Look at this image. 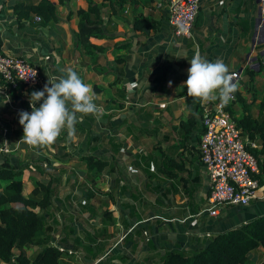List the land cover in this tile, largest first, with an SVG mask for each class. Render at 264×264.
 Segmentation results:
<instances>
[{"label":"crops","instance_id":"1","mask_svg":"<svg viewBox=\"0 0 264 264\" xmlns=\"http://www.w3.org/2000/svg\"><path fill=\"white\" fill-rule=\"evenodd\" d=\"M14 1L0 0V50L27 58L38 66L43 77L39 87L22 85L21 97L29 102L30 94L42 90L48 77H59L72 69L91 85L96 94L95 103L103 110L99 116L86 115L78 122L89 127L97 137L93 143V157L108 161L99 170L88 171L87 161L79 159L87 154L86 135L79 145L68 141L67 137L65 141L56 140L55 143L64 144L70 153L66 161L55 156L59 153L56 145L50 149H33L20 142L23 128L19 124V113L26 110L12 104L0 83V150L15 167H24L23 192L27 195L31 191L32 181L28 175L33 173L31 170L37 159L50 158L52 166L43 174L45 177L57 175L60 169L64 171L52 205L45 212L48 220L58 219L54 242L72 251L64 254V260L70 264H96L99 259L121 254L124 259L105 262L160 264L159 256L166 249H196L212 234L264 213V196L260 195L246 205H220L215 214H210L206 210L205 197L208 177L195 150L179 143L176 127L181 119L194 116L202 128L200 105L187 96L184 86L190 59L197 52L209 62L222 60L229 72H236L237 89L248 100L256 98L253 108L264 99L261 54L253 45L257 0H199L190 38L173 33L166 7L158 5L164 0H155L154 7L142 8L145 15L160 22L159 28L149 34L132 27L129 6L117 13H110L104 6L102 29L109 38L95 42L105 41L111 48L105 52L106 58L95 63L76 36L78 16L75 10L84 6L86 0H64L56 6L59 19L47 22L37 20L36 15L19 21L13 11ZM240 20H247L249 24L245 36L241 34ZM123 40L129 41L130 46L113 48L114 41ZM116 55H123L124 62L118 63L114 59ZM119 68L123 69L122 73H118ZM249 69L253 70L252 81L247 73ZM116 76L120 79L113 82ZM41 102H37V107ZM75 128L72 141L80 132ZM86 131L87 128L83 133ZM108 137L120 143H106ZM190 144H198L196 131L191 132ZM79 150L83 151L78 153ZM171 156L183 163L178 173L187 177L190 192L195 188L190 197L182 185L176 184L177 190L169 186L172 178L167 175L168 167L165 166ZM42 165L46 167V161ZM75 165H78L77 175L69 171ZM197 176L201 180L199 186ZM84 186L91 187L92 194L86 201L92 205L94 213L81 210L76 204L84 199ZM104 209H108L109 214L103 215ZM68 218L72 219L70 233L63 226ZM99 242L105 247L92 258ZM241 264H264V248L256 247Z\"/></svg>","mask_w":264,"mask_h":264},{"label":"trees","instance_id":"2","mask_svg":"<svg viewBox=\"0 0 264 264\" xmlns=\"http://www.w3.org/2000/svg\"><path fill=\"white\" fill-rule=\"evenodd\" d=\"M63 2L64 0H15L13 11L19 21L30 18L32 15H38L40 20L47 22L59 19L56 14V6ZM154 2L155 0H101L97 3L94 0H86L84 6H80L75 10L78 16L76 31L78 43L83 47L85 53L92 57L94 63L98 59L106 58L105 52L111 47L106 45L105 41L101 43L95 42L103 38H106V40L109 38L102 29V8L107 6L110 13H117L119 10L129 6L132 27L141 30L144 34H149L159 28L160 22L150 15H145L142 8L146 5L154 7ZM239 24L241 34L247 35L249 30L248 21L240 20ZM130 44L129 41L123 40L114 41L112 46L116 49H126ZM114 59L118 63L124 62L123 55H116ZM122 72L123 69L119 68L118 73ZM247 73L250 81H252L253 70L249 69ZM119 79L120 76H116L113 82H117ZM0 83L5 88L12 104L23 107L27 112L31 111L29 102L27 99L22 98L19 93V89L22 87L20 82H16L13 85L0 75ZM250 87L252 89V84H250ZM121 90V95L123 96L124 90L123 88ZM233 97L224 107L233 117L241 135L256 143L254 147L247 143H245V146L257 159L259 172L255 176L258 178L259 183L264 185V99H260L257 106L253 108L252 105L256 98L251 97V100H248L238 89L233 94ZM199 105L201 118L202 105L198 101ZM75 126L80 130V134L87 128L86 145L88 153L79 156V159L87 161V170H99L103 165H107L108 161L106 158L93 157V143L97 137L91 134L90 128L84 127L79 123ZM176 127H178L179 143L184 148L186 146L192 147L201 163L198 146L190 144L192 131H196L197 143L203 132V128L199 127L197 118L189 116L181 119ZM66 134V131H63L57 140L65 141ZM106 143L120 142L108 137ZM55 145L57 151H59L55 156L60 160L66 161L70 154L65 150L66 146L61 143H54L52 146L55 147ZM119 146L118 144L117 148ZM37 160L38 162L33 165V170H31L33 173L28 175L32 181V187L30 193L26 195L23 192L24 167H15L8 155L0 150V262H5L6 264H70L64 260V254L69 255V253L55 243L50 244L53 241V233L58 224V219L54 217L48 220L45 215L62 183L61 174L64 171L60 169L57 175L45 177L43 174L47 172V168L42 163L46 161V165L51 167L50 158L45 157ZM167 162L165 167H168V169L166 172L172 178L169 186L177 190L176 184L182 185L187 196L190 197L195 188H192V192H190V188L187 185V177L178 173V170L183 167V163L173 156L169 157ZM196 180L199 186L201 180L198 176ZM84 188L82 196L85 200H78L77 204L81 210L84 209L94 213V208L86 201L92 194L91 187L84 186ZM166 189L169 190L170 188L167 187ZM102 214H109V210L104 209ZM71 220V218H68L63 225L68 228V233L73 231L70 226ZM61 238L62 240L66 239L65 236ZM259 245L264 248V213L242 222L240 225L212 234L206 243L196 249H166L159 256V261L160 264H241ZM34 246L37 247L34 253L29 254L28 249ZM96 247L97 249L92 253V258L97 257L98 253L105 247V244L99 242ZM14 248L17 249L16 253L13 251ZM114 258L124 259V256L121 254L109 255L104 260L99 259L96 264H115L113 262H105Z\"/></svg>","mask_w":264,"mask_h":264},{"label":"built area","instance_id":"3","mask_svg":"<svg viewBox=\"0 0 264 264\" xmlns=\"http://www.w3.org/2000/svg\"><path fill=\"white\" fill-rule=\"evenodd\" d=\"M166 7L167 19L173 33L190 38L199 9V0H164L158 3ZM258 17L253 45L261 54L260 66L264 69V0H257ZM40 20L38 15L35 16ZM236 77V72H230ZM0 75L13 85L20 82L26 88L39 87L43 83L36 64L27 58L0 50ZM203 128L198 141L202 167L208 177L206 210L215 214L220 205H246L251 199L264 196V185L255 176L259 172L256 157L246 148L245 143L256 146L252 140L243 137L239 128L219 100L202 103ZM263 188L260 190V188ZM261 191V193H259ZM60 245L58 242L50 244ZM60 248L64 249L61 245ZM68 253L72 252L67 249Z\"/></svg>","mask_w":264,"mask_h":264},{"label":"clouds","instance_id":"4","mask_svg":"<svg viewBox=\"0 0 264 264\" xmlns=\"http://www.w3.org/2000/svg\"><path fill=\"white\" fill-rule=\"evenodd\" d=\"M187 71L184 86L187 96L194 101L207 103L219 100L222 105H227L234 98L238 86L234 83V74L222 60L209 62L197 52L190 59ZM95 99L91 85L72 69H68L65 75L48 77L42 90L30 94L31 112L19 113V124L23 128L20 142L33 149H50L65 130L68 140H72L76 133L75 125L83 116L102 114L103 110ZM37 102H41L38 107Z\"/></svg>","mask_w":264,"mask_h":264},{"label":"rangeland","instance_id":"5","mask_svg":"<svg viewBox=\"0 0 264 264\" xmlns=\"http://www.w3.org/2000/svg\"><path fill=\"white\" fill-rule=\"evenodd\" d=\"M61 9L59 8L58 9V12L60 11ZM104 85V84H103ZM104 95V94H103ZM102 98H103V96H102ZM102 101V100H101ZM80 133H78V136H77V139L75 140V141H72V140H70L72 143H77L78 145L79 144H81V142H82V139H83V137H84V135H86V134H84V133H81V135H79ZM92 134V133H91ZM67 135V134H66ZM69 141V140H68ZM78 145H76L75 147V149H77V146ZM87 148V147H86ZM80 149H81V147H80ZM81 151H83V150H79L78 151V153L79 152H81ZM86 152L88 153V149L86 150ZM77 153V152H76ZM70 155V154H69ZM73 167H75V168H70V172H74L75 174H76V169L78 168V165H75V166H73ZM46 168H48V166H46ZM77 175V174H76ZM27 179L24 177V181H26ZM78 180H77V178H76V182H77ZM103 187H105V186H102V188ZM77 204V203H76ZM76 204H73V206L72 207H74L75 209H76ZM79 223H81V221H79ZM81 225H82V223H81ZM83 226V225H82ZM37 247L36 246H34V247H32V248H30V249H28V253L29 254H32V253H34V251H35V249H36ZM15 253L17 252V249L16 248H14V250H13ZM78 255H80L81 256V253L79 252L78 253ZM1 264H6L5 262H0Z\"/></svg>","mask_w":264,"mask_h":264}]
</instances>
